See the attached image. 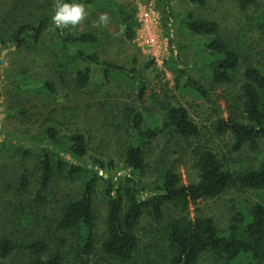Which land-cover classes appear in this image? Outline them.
<instances>
[{
	"label": "trees",
	"instance_id": "obj_1",
	"mask_svg": "<svg viewBox=\"0 0 264 264\" xmlns=\"http://www.w3.org/2000/svg\"><path fill=\"white\" fill-rule=\"evenodd\" d=\"M95 1L83 2L91 4ZM234 1L243 12L257 5V0ZM188 3L196 8L204 6V0H188ZM105 5L115 10L125 39L131 41L139 26L135 11L116 0H107ZM179 24L187 34L204 38L197 44L202 63L194 68L209 85L224 89L231 86L236 77L242 81L237 93L222 91L229 115L214 120L211 124L213 134L230 137L232 153L244 149L258 152L259 144L264 142V60L251 59V53L247 55L249 59L238 48L232 47L220 37L219 25L214 21L187 12ZM53 25L49 18L32 24L21 23L8 38L0 32V47L6 48L10 44L16 50L47 51L46 59H43L54 76L61 81L68 79L79 89L89 84L94 68L99 69L105 82L113 74L131 75L136 98L142 101L146 85L140 73L148 68V64L142 70L134 65L127 70L104 62L93 50L97 44L95 34L70 33L67 26L55 27L54 42L49 48H44L43 40ZM248 27L264 41V11L250 19ZM172 73L177 87L204 95L205 86L185 69L174 66ZM10 85L19 93L41 97L55 94L51 81L33 78L26 71L20 73L19 79L10 78ZM157 115L152 122L146 123L141 111L135 108L126 110L125 120L131 140L122 158L126 172L120 175L113 173L114 163L111 161L81 163L87 152L83 135L73 133L65 138L55 124L43 128L44 141L40 145L9 144L11 152L17 154L21 161L35 162L38 174L34 181L38 189L32 202L43 206L51 202L45 193L56 178L78 181L79 185L75 197L60 205L56 218L49 220L44 231L28 235L24 240L0 236V264H73L70 261L75 260L78 264H86L87 257L95 252L97 245L102 260L112 264L138 261L143 264H197L204 255L218 264L246 261L264 264V203H255L245 213H235L228 226L222 229L209 218L189 217L190 205L215 198L229 189L264 190V158L255 168H233L227 164L226 158H219L210 149L196 148L194 181L183 184L174 169L166 168L158 172L157 177H150L152 181L146 182L149 166L146 152L153 141L164 135L183 139L200 136V128L182 106L168 105ZM67 154L74 163H69L65 157ZM27 174L26 170L19 177L17 190L20 192L27 191L33 180ZM99 188L106 202V215L104 237L96 245L93 198ZM145 215L153 220L156 228L143 243L144 238L139 236L138 228ZM58 232L72 236L70 251L76 256L74 260L66 257L62 249L63 238L58 236ZM16 253L23 257L8 263L7 260Z\"/></svg>",
	"mask_w": 264,
	"mask_h": 264
},
{
	"label": "rangeland",
	"instance_id": "obj_2",
	"mask_svg": "<svg viewBox=\"0 0 264 264\" xmlns=\"http://www.w3.org/2000/svg\"><path fill=\"white\" fill-rule=\"evenodd\" d=\"M85 6L87 16L77 25H69L68 32H90L96 35L97 44L94 51L99 58L112 65L130 69L133 65L142 70L140 73L146 85L145 97L142 101L136 98V89L131 75L110 76L107 82L101 78V72L94 68L89 84L76 88L67 80L57 79L50 67L45 65L47 51L16 48L10 44L0 47V236L24 240L31 234L44 231L49 220L57 216V210L64 202L75 197L79 182H68L56 178L45 195L51 202L38 205L33 197L38 189L34 179L38 174L33 160L21 161L11 152L9 144L29 146L42 144V130L47 125L57 127L63 137L73 133L83 135L87 152L81 159L83 164H92L100 160L114 163L113 173L120 175L123 170V152L131 140L125 116L128 108H135L150 123L161 108L168 105L182 106L190 119L200 128V136L195 139H183L177 136L164 135L157 138L147 149L149 164L146 182H150L157 173L172 168L183 184L196 179V148L206 147L225 159L233 168L256 167L264 158V142L259 144L258 152L244 149L238 153L230 152L231 138L216 137L212 132V123L219 117L226 118L222 91L238 92L239 77L234 83L222 89L217 85H209L194 66L202 62L197 44L204 41L195 35L187 34L179 24V20L187 12L196 17L214 21L219 25V35L234 48H238L251 59L264 60V41L249 30V20L261 15L264 11V0H257L254 9L243 12L234 0H204L202 8L192 7L188 0H116L135 11L138 28L131 41L123 35L122 26L113 8L106 7L107 0H96ZM55 0H0V32L8 38L19 24H32L43 18L51 19ZM107 14L106 23L99 17ZM55 24L49 28V34L43 40L44 48H49L56 38ZM5 53L2 54L1 52ZM247 58H249L247 56ZM250 59V58H249ZM174 66L185 69L205 86L204 95H196L184 88L177 87L172 73ZM26 71L36 79L49 80L54 84L55 94L49 97L25 94L14 91L10 78L19 79L20 73ZM68 160H73L68 154ZM74 163V161H73ZM27 170L32 178L27 191H18V180ZM160 174V173H159ZM158 174V175H159ZM13 188L10 190V188ZM144 198V194L142 195ZM264 203V190L229 189L223 194L198 201L189 206V217L195 215L209 218L218 228H225L237 212L245 213L255 203ZM101 188L93 198V214L95 216L96 245L104 237V220L106 204ZM30 222V225L27 224ZM156 226L153 220L145 215L138 228L143 243L148 241ZM63 238V248L68 259L74 260L75 254L70 251L72 236L66 232H58ZM87 257L86 264H112L103 261L99 246ZM23 256L13 254L8 263L19 261ZM161 261V257L159 258ZM76 261V260H75ZM70 261L78 264L76 261ZM69 263V261H68ZM133 264H143L135 262ZM197 264H218L204 255ZM237 264H249L239 262Z\"/></svg>",
	"mask_w": 264,
	"mask_h": 264
},
{
	"label": "clouds",
	"instance_id": "obj_3",
	"mask_svg": "<svg viewBox=\"0 0 264 264\" xmlns=\"http://www.w3.org/2000/svg\"><path fill=\"white\" fill-rule=\"evenodd\" d=\"M87 16L85 6L80 0H55L53 15L51 17L56 26H75ZM101 23H106L107 14L102 13L99 17Z\"/></svg>",
	"mask_w": 264,
	"mask_h": 264
},
{
	"label": "water",
	"instance_id": "obj_4",
	"mask_svg": "<svg viewBox=\"0 0 264 264\" xmlns=\"http://www.w3.org/2000/svg\"><path fill=\"white\" fill-rule=\"evenodd\" d=\"M1 53L4 54L5 52L2 51ZM0 63H2V60H0ZM69 163L72 164L73 163V160H69ZM91 168H93V166H91ZM104 177H106V176H104ZM142 199H143V196H142Z\"/></svg>",
	"mask_w": 264,
	"mask_h": 264
}]
</instances>
